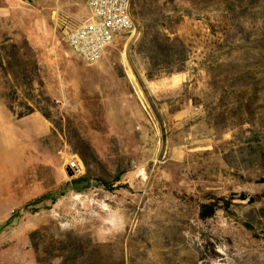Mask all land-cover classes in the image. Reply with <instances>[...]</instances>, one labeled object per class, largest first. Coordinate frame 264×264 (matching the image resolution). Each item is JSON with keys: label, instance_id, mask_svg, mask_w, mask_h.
<instances>
[{"label": "rangeland", "instance_id": "1", "mask_svg": "<svg viewBox=\"0 0 264 264\" xmlns=\"http://www.w3.org/2000/svg\"><path fill=\"white\" fill-rule=\"evenodd\" d=\"M88 6L0 0V264H264V0H134L94 62L61 22Z\"/></svg>", "mask_w": 264, "mask_h": 264}, {"label": "built area", "instance_id": "2", "mask_svg": "<svg viewBox=\"0 0 264 264\" xmlns=\"http://www.w3.org/2000/svg\"><path fill=\"white\" fill-rule=\"evenodd\" d=\"M91 14L78 19L62 12L61 22L72 52L87 62L98 60L123 33L135 29L133 0H87ZM122 33V34H123Z\"/></svg>", "mask_w": 264, "mask_h": 264}, {"label": "trees", "instance_id": "3", "mask_svg": "<svg viewBox=\"0 0 264 264\" xmlns=\"http://www.w3.org/2000/svg\"><path fill=\"white\" fill-rule=\"evenodd\" d=\"M133 7H134V0H133V6H132V12H133ZM35 110L33 106H28V109L26 111H21L18 113L19 117L26 116L30 113H32ZM124 172H119L115 177L114 181L118 182L122 179V175ZM103 181V184L105 186H109V182L105 179H101ZM100 180V181H101ZM92 178L86 175H80L78 177L72 178L71 180H68L63 184V186L59 190H54V191H49L41 196H38L36 198H33L29 200L28 202L25 203L24 207L26 209L38 211L43 208H50L51 206L46 203L47 200H50L52 203L56 202L58 198L62 195H65L68 189H73L76 192H84L86 189L89 188L91 185ZM258 182H263L264 183V178H260L257 180ZM234 196L236 194H233ZM234 196L230 197H225V196H218V197H213L211 200L208 202H203L201 204V209L199 212V215L202 219H208L212 218L215 216L216 212L220 208V203L222 202L225 207H230ZM260 195H253V196H248L246 192H242L240 194L241 199H248L249 201L253 202L258 199H260Z\"/></svg>", "mask_w": 264, "mask_h": 264}, {"label": "crops", "instance_id": "4", "mask_svg": "<svg viewBox=\"0 0 264 264\" xmlns=\"http://www.w3.org/2000/svg\"><path fill=\"white\" fill-rule=\"evenodd\" d=\"M88 9H89V11H88L89 14H88L87 16H84V17H77V16L73 15L72 13H68V14H71L72 16H74V17H76V18H78V19L86 18V17H88V16L91 14V8H90V6H88ZM65 40H66V43H67V45H68V47H69V50L72 52V50H71V48H70V45H69V42H68L66 36H65ZM105 52H106V51H104V53L102 54V56L105 54ZM72 53H74V52H72ZM74 54H76V53H74ZM76 55H78V54H76ZM78 56H79V55H78ZM102 56H101L99 59H101ZM80 57H81V56H80ZM81 58H82V57H81ZM82 59H83V58H82ZM1 102H2V99H1V94H0V106H1Z\"/></svg>", "mask_w": 264, "mask_h": 264}, {"label": "bare ground", "instance_id": "5", "mask_svg": "<svg viewBox=\"0 0 264 264\" xmlns=\"http://www.w3.org/2000/svg\"><path fill=\"white\" fill-rule=\"evenodd\" d=\"M74 159H75V161H72L71 164H73L74 166H78V171H82L83 170V163H82L81 159L78 157H75Z\"/></svg>", "mask_w": 264, "mask_h": 264}]
</instances>
